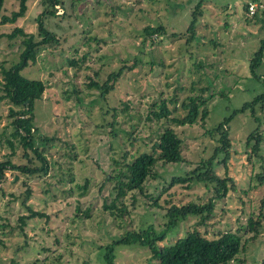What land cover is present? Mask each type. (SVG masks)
Here are the masks:
<instances>
[{
    "label": "rangeland",
    "instance_id": "1",
    "mask_svg": "<svg viewBox=\"0 0 264 264\" xmlns=\"http://www.w3.org/2000/svg\"><path fill=\"white\" fill-rule=\"evenodd\" d=\"M198 2L201 13L189 41V17ZM26 4L23 17L0 24V68L15 64L24 48L20 36L9 37L15 28L39 38L36 17L44 7L41 0ZM18 6V0H4L0 20ZM55 8L56 16H47L44 26L58 43L40 47L36 62L22 70L25 77L45 84L35 101L34 126L35 134L51 139L44 151L50 168L30 177L5 169L0 179V264H104L101 247L118 236L149 223L162 227L165 211L152 198L163 207L206 201L210 191L203 184H168L212 154L214 142L205 131L228 116L229 159L214 169L231 178L234 188L216 202L205 225H196L198 217L189 216L158 244H171L194 229L207 238L225 231L238 232L243 240L250 236L245 224L260 211L264 195V187L254 179L264 168V106L257 107L255 115L232 112L264 90L262 81L251 77L248 63L264 40V0H64L63 8ZM147 25H161L165 33L150 39L143 32ZM87 52L80 66L69 63ZM132 62L135 67L124 71L106 99L88 87L90 80L103 82L110 72ZM257 71L264 74V60ZM188 96L206 101L209 114L204 122L173 121L185 113L180 104ZM161 99L172 113L156 120L150 110ZM10 106L8 99H0V161L20 164L25 161L21 149L7 143L17 141L10 135ZM164 128L182 139L183 161L157 162L144 187L150 198L128 192L116 202L126 211L111 215L103 204L116 195V182L106 177L122 165L124 153L130 160V155L151 151ZM255 137L260 140L257 155L251 151ZM28 187L30 197L23 203ZM28 207L42 215L22 225L18 218L30 214ZM115 253V264H150L147 248L118 247ZM230 264H264V228L245 242Z\"/></svg>",
    "mask_w": 264,
    "mask_h": 264
},
{
    "label": "trees",
    "instance_id": "2",
    "mask_svg": "<svg viewBox=\"0 0 264 264\" xmlns=\"http://www.w3.org/2000/svg\"><path fill=\"white\" fill-rule=\"evenodd\" d=\"M19 6L17 10L11 11L9 15H2L0 24L14 23L18 18L23 17L27 9V0H18ZM4 0H0V10L3 7ZM198 2L195 8L191 11L187 31L188 40L194 37V25L201 13L200 4ZM44 9L37 15L36 21L38 24L36 38L34 34L25 33L21 28H15L9 34V37L16 35L21 37V43L24 45L23 50L19 54L18 61L9 68H0L2 75V90L3 94L0 99L6 98L10 102L9 117H11L12 132L11 137L16 138V143L8 139L7 143L14 149L19 147L22 151L21 157L25 161L20 164H15L12 160L7 159L0 161V179L4 176V171L8 167L19 172L25 177H30L37 173H48L50 168L49 162L45 156V149L49 137L42 134H35L37 128L34 126V108L35 101L41 98L45 90V84L40 79L27 78L22 74V70L31 63H35L37 53L42 46L52 48V45L58 43L56 35L52 30H48L44 26V20L47 16H56V5L64 7V0H41ZM143 32L150 38L155 39L165 33L163 26L147 25ZM95 38L88 37L87 41ZM88 52L82 55L79 59H70L69 63L73 66L80 64L87 58ZM264 60V40L253 57L248 60L251 77L255 80H261L264 87V74L258 73V68ZM136 63L125 66L122 65L116 70L110 72L103 82H95L90 80L88 87H95L98 90L99 98L106 99L109 93L114 89L116 80L124 73L126 69L132 70ZM176 98L171 99V103H175ZM155 108L150 110L151 118L160 120L169 118L172 110L168 107L167 101L161 99L154 104ZM264 106V90L255 95L251 100L244 102L239 108L232 113L237 115L250 111L255 115L256 108ZM17 107V108H15ZM180 107L185 111L181 117H172L174 122L180 124H195L199 121L204 122L209 112L206 106V101L202 100L201 96H188L180 104ZM123 109H126L124 107ZM115 110V108L113 109ZM1 119V115H0ZM231 116L224 117L215 125L206 129L205 133L214 142L212 154L207 158H202L192 170L181 176H174L168 184L171 187L174 184H182L186 188H190L195 183H200L206 186L210 191L209 197L204 202L189 201L181 204H168L163 207L158 203L157 198H152V202L158 208L164 209L163 217L165 222L160 229L155 228L151 223L142 226L138 230H131L118 236L114 241L106 244L102 248V259L104 264H115V250L118 247L139 246L147 248L150 255V264H230L237 259V255L243 249L245 242L255 239L260 229L264 228V195L262 198L261 208L257 215H251L244 227L245 234H251L243 240V236L238 232L225 231L214 238H207L201 232L194 229L188 231L184 236L179 237L171 244L159 245V241H163L169 233H171L178 224L187 219L189 216L198 217L196 225H205L213 215L216 202L224 199L228 191L234 188V182L228 176H220L215 171L216 164L226 166L229 159L230 138L227 129V123ZM259 122V119L256 118ZM113 123H111L112 125ZM37 135V136H36ZM254 132L250 133L246 138L249 145L253 140ZM258 136V135H257ZM255 142L251 151L257 155L259 148V137L254 138ZM182 139L178 137L172 128H164L158 135L157 140L153 142L151 151H142L137 155H130L131 159L126 160L127 153L122 155V165L113 169L111 175L106 177V180H115L114 191L116 195L111 202H104V209L108 210L111 215L121 216L126 211L125 206L117 207L116 202L122 201V198L128 193L133 195L142 194L146 198L149 195L144 194L145 182L150 175L157 162L177 163L183 161L181 151ZM115 163H119L118 160ZM254 179L258 186L264 187V168L255 173ZM85 189V186H83ZM166 189V188H165ZM31 190L28 187L25 190L23 203H26L30 197ZM168 203V202H167ZM30 214L19 216V221L22 225L25 224V219L36 215H42L39 211H32ZM89 210L86 209L84 215L87 216ZM22 231V228H21ZM87 264V263H85Z\"/></svg>",
    "mask_w": 264,
    "mask_h": 264
},
{
    "label": "built area",
    "instance_id": "3",
    "mask_svg": "<svg viewBox=\"0 0 264 264\" xmlns=\"http://www.w3.org/2000/svg\"><path fill=\"white\" fill-rule=\"evenodd\" d=\"M249 9H250V11H251L252 13L254 12V8H253L252 5L249 7ZM252 10H253V11H252Z\"/></svg>",
    "mask_w": 264,
    "mask_h": 264
},
{
    "label": "water",
    "instance_id": "4",
    "mask_svg": "<svg viewBox=\"0 0 264 264\" xmlns=\"http://www.w3.org/2000/svg\"><path fill=\"white\" fill-rule=\"evenodd\" d=\"M17 179V176H15V180Z\"/></svg>",
    "mask_w": 264,
    "mask_h": 264
}]
</instances>
